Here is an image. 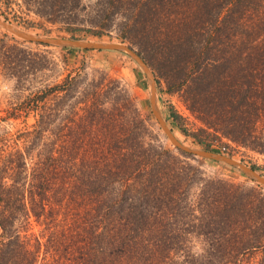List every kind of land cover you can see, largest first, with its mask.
<instances>
[{"label": "trees", "instance_id": "trees-1", "mask_svg": "<svg viewBox=\"0 0 264 264\" xmlns=\"http://www.w3.org/2000/svg\"><path fill=\"white\" fill-rule=\"evenodd\" d=\"M22 2L70 39L135 48L195 121L190 132L169 111L197 146L264 158V0ZM8 59L15 77L21 60ZM91 86L65 78L0 118L36 117L15 139L0 128V264H264V188L204 178L145 124L101 109ZM189 235L212 252L173 260Z\"/></svg>", "mask_w": 264, "mask_h": 264}, {"label": "rangeland", "instance_id": "rangeland-1", "mask_svg": "<svg viewBox=\"0 0 264 264\" xmlns=\"http://www.w3.org/2000/svg\"><path fill=\"white\" fill-rule=\"evenodd\" d=\"M22 3V0H0V18L20 31L31 35L68 38L60 31L59 26L47 24L44 20L27 10V7ZM1 40L6 46L0 43V118L5 116V110L24 100L30 94L47 86L60 84L65 78H77L80 83L84 82L87 85H92L90 90H98L99 93L95 102L98 103L101 109L120 117V121L126 122V125L133 124L130 122L145 124L151 131L153 140H157L165 147L178 153L169 143L153 116L148 83L144 72L128 55L113 51H84L29 43L0 27ZM84 41L128 46L126 43H121L115 34L105 35L100 39L87 36ZM15 47L20 48L22 52L17 51ZM132 49L136 51L135 48ZM13 55L19 56L21 60L17 63L20 66L18 67L20 73L15 77L11 76L6 69L8 66L16 67V62L14 63L8 59V57L11 58ZM150 71L152 73V70ZM161 82L160 85L156 84L157 107L168 128L181 144L190 148L202 149L190 137L183 136L175 128L169 117L170 110H174L185 119L186 126L190 132L195 131L196 127L193 126L195 121L190 117L178 96L169 93L164 81ZM76 97L78 96L76 95ZM78 106L83 107V104ZM35 119L36 117L29 114L26 118L21 117L16 121L2 122L0 123V128H4L5 131L14 134L13 138L15 139L18 131L23 132L29 128ZM147 140H150V138H147ZM19 143V147L22 148V143ZM227 152L229 151L227 150ZM214 153L230 157L248 168L252 169L254 167V171L264 177V158L261 156L243 149L230 151L232 156L219 152ZM181 159L201 172L204 178L223 180L236 185L251 186L256 184L251 182L239 170L226 164L189 157L184 154H182ZM40 229L35 223L30 226L27 232V239H25L30 245L34 244L31 236L39 235ZM57 248H59L58 254H63L60 244L56 246ZM211 252L212 249L207 246L204 238L198 235H189L186 241H181L168 254L173 260L181 261L186 256L196 259L203 256L206 257ZM51 260L52 258L49 263L54 264L57 258L55 262H51ZM60 263L65 264L62 261Z\"/></svg>", "mask_w": 264, "mask_h": 264}, {"label": "water", "instance_id": "water-1", "mask_svg": "<svg viewBox=\"0 0 264 264\" xmlns=\"http://www.w3.org/2000/svg\"><path fill=\"white\" fill-rule=\"evenodd\" d=\"M0 27L7 31L8 33L20 38L26 42L44 45V46H55L61 48H70V49H78L84 51H113V52H121L128 55L131 59H133L139 67L144 72L150 95V105L153 116L158 123L159 127L163 131L165 137L169 141V143L173 146L175 150L178 152L189 156V157H197L204 160H209L213 162H219L226 164L230 167L236 168L239 170L244 176H246L251 182H254L264 188V177L257 174L253 169L246 167L245 165L240 164L239 162L233 160L230 157L217 154L211 151H207L204 149L198 148H190L185 145H182L173 135L172 131L168 128L165 120L162 118L158 107H157V95H156V82L155 79L148 68L147 64L141 58V56L133 50L131 47L123 45V44H115V43H106V42H97V41H84V40H73L70 38H52V37H39L35 35H31L20 31L14 26L8 24L4 20L0 18Z\"/></svg>", "mask_w": 264, "mask_h": 264}, {"label": "bare ground", "instance_id": "bare-ground-1", "mask_svg": "<svg viewBox=\"0 0 264 264\" xmlns=\"http://www.w3.org/2000/svg\"><path fill=\"white\" fill-rule=\"evenodd\" d=\"M183 145V144H182Z\"/></svg>", "mask_w": 264, "mask_h": 264}]
</instances>
